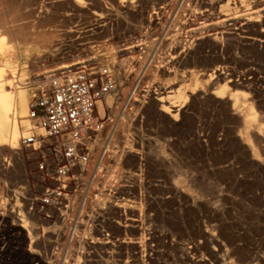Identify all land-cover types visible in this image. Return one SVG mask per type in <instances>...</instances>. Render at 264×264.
Segmentation results:
<instances>
[{"label":"rangeland","instance_id":"obj_1","mask_svg":"<svg viewBox=\"0 0 264 264\" xmlns=\"http://www.w3.org/2000/svg\"><path fill=\"white\" fill-rule=\"evenodd\" d=\"M11 1H0V36L22 30L5 44L27 99L42 72L79 61L109 68L118 90L65 221L24 208L39 181L22 150L3 151L0 264H264V0ZM111 151L132 153L109 186ZM99 192L107 209L93 204ZM14 208L42 238L34 246ZM60 228L82 247L53 243Z\"/></svg>","mask_w":264,"mask_h":264},{"label":"built area","instance_id":"obj_2","mask_svg":"<svg viewBox=\"0 0 264 264\" xmlns=\"http://www.w3.org/2000/svg\"><path fill=\"white\" fill-rule=\"evenodd\" d=\"M117 90V81L109 68L86 61L58 71L45 87L38 88L32 95L27 120L33 129L18 144L24 157L31 161L32 174L42 190L37 197L24 198V208L29 213L38 210L51 222L55 218L65 221L72 199L84 185L90 162L101 153L98 142L110 119L107 114L100 115L98 104ZM4 204L0 197L2 217L8 212ZM10 210L12 217H18L20 227L34 246L42 238L36 241L33 233L23 225L25 217L17 214L16 208ZM74 234L72 231L67 237L60 228L54 233L53 243L65 239L64 248L69 250L67 246L75 243Z\"/></svg>","mask_w":264,"mask_h":264},{"label":"bare ground","instance_id":"obj_3","mask_svg":"<svg viewBox=\"0 0 264 264\" xmlns=\"http://www.w3.org/2000/svg\"><path fill=\"white\" fill-rule=\"evenodd\" d=\"M1 1V0H0ZM11 0H9L10 2ZM129 0H120V7L124 5V3H128ZM221 1H224V0H217V3L220 4ZM5 1H3L4 3ZM8 2V0H7ZM19 2V1H18ZM17 2V3H18ZM80 4V7H81V2L77 1ZM12 3V1H11ZM122 4V5H121ZM21 5V4H20ZM77 5V3H76ZM100 7H103L105 6V3L101 2L100 4ZM126 5V4H125ZM127 7L129 6L128 4L126 5ZM79 7V5H78ZM10 8V7H9ZM105 8V7H104ZM131 8V6H130ZM11 9V8H10ZM24 9V8H23ZM262 12H264V8L262 7L261 8ZM123 10V9H122ZM128 10V9H127ZM31 11H33L31 9ZM9 13V12H8ZM12 13V12H11ZM44 13V12H43ZM1 14V13H0ZM46 14V13H45ZM2 15H4L2 13ZM1 16V15H0ZM16 16V15H15ZM18 16V15H17ZM16 16V17H17ZM4 17V16H2ZM1 17V20H3ZM26 17H28L26 15ZM227 17V16H226ZM7 18V17H5ZM20 18V17H19ZM23 19V18H22ZM221 19V18H220ZM0 20V21H1ZM98 20V19H97ZM8 21V20H7ZM13 21H15L13 19ZM19 21V20H18ZM220 21V20H219ZM224 21V19L222 20ZM227 21V20H225ZM5 22V21H4ZM16 22V21H15ZM213 22V21H212ZM215 22V21H214ZM217 22V21H216ZM12 23V21H11ZM20 23V22H19ZM22 23V21H21ZM99 23V22H98ZM218 23V22H217ZM217 23L214 24L217 26ZM2 23H0V27ZM9 24V23H8ZM23 24V23H22ZM21 24V26H22ZM41 24V22H40ZM200 24V23H198ZM203 24V23H202ZM207 24V23H206ZM7 25V24H6ZM20 25V24H19ZM197 25V24H196ZM11 26V25H9ZM14 26H15V23H14ZM197 27V26H196ZM5 28V27H4ZM8 28V27H7ZM22 28V27H21ZM27 28V27H26ZM25 28V29H26ZM194 28V27H193ZM192 29V28H191ZM5 30V29H4ZM3 28H1V31H4ZM10 30V29H9ZM187 30H190V29H187ZM22 32V30L20 29L18 31H14V30H10L8 33H4L5 35L0 36V162H2L3 160V151L6 150L7 148L10 149L11 151V154L14 156H21L22 154L19 153L20 151H17L18 148V144H19V141H20V137H21V134H22V131H21V127L24 129L23 131L25 132L24 135L27 137L31 130L33 129L32 128V125H31V122H29L27 120V117H28V114H29V108H30V100L29 98L27 99V95H26V85H24V82H22V78H19L20 77H23V73H21L19 75V72H18V63H17V57H13L12 54L8 51V47H7V44H5V41H9V43H17L20 41V37L18 35L19 32ZM6 32V30H5ZM29 32V31H28ZM31 32V31H30ZM33 32V31H32ZM24 33V32H23ZM22 33V34H23ZM26 34V33H25ZM34 34V33H33ZM32 34V35H33ZM231 34V33H230ZM217 35V34H216ZM220 35V34H219ZM227 35V33L225 34ZM212 36H213V33H212ZM215 36V35H214ZM221 36V35H220ZM223 36V34H222ZM228 36V35H227ZM31 38V37H29ZM28 38V40H29ZM210 38V37H209ZM214 39V37H212ZM211 38V39H212ZM27 39V38H26ZM25 39V40H26ZM217 39V37L215 38ZM214 39V40H215ZM247 39V38H246ZM218 40V39H217ZM247 40H252V42L256 39H252V38H249ZM200 42V41H199ZM209 42V41H208ZM264 43V42H263ZM13 45V44H12ZM174 45V44H173ZM205 46V45H204ZM14 47V46H13ZM128 48V47H127ZM135 47H132V48H128V49H133ZM126 49V48H125ZM188 49V48H187ZM190 50V49H189ZM188 51V50H187ZM192 51V50H191ZM197 51V50H196ZM173 52V51H172ZM186 53V52H185ZM178 60V59H177ZM84 62L86 61H79V62H75V63H72V64H66V65H63V66H60L58 67L57 69H53V70H50V69H47L49 71H44L40 74V72L38 74L37 77H40L41 75L43 76L41 79H38V81L34 82L33 85H37V89L38 88H43L47 85V83L49 82V79L54 76V74H56L58 71H61V70H65V69H68V68H72V67H75L77 65H80V64H83ZM189 64V63H188ZM192 64V63H191ZM57 71L56 73L54 74H50L52 72H55ZM7 72L10 73L11 75V79H8L7 78ZM216 73V72H215ZM37 74V73H36ZM50 74V75H49ZM214 74V73H213ZM221 75V73H220ZM209 76V75H208ZM219 77V76H218ZM222 78V77H221ZM220 78V80H221ZM231 80V79H230ZM31 81V80H30ZM229 81V80H228ZM14 82H18L19 84L17 86H15L14 88ZM230 82V81H229ZM230 86V85H229ZM231 87V86H230ZM174 90V89H173ZM172 91V90H171ZM165 93V92H164ZM113 94H108L104 100L102 102H100L98 104V110H99V113L101 115V113L104 112V110L106 109H110L112 106H113ZM162 95V94H161ZM165 95V94H164ZM170 95V94H169ZM173 95V94H172ZM193 95V94H192ZM191 95V96H192ZM167 96V95H166ZM193 97V96H192ZM191 97V98H192ZM220 98V97H219ZM167 99V98H166ZM172 99V98H171ZM160 101H163V99L161 98ZM168 102V101H167ZM145 106V105H144ZM163 107V106H162ZM185 107V105L183 106ZM176 109V106L175 105H172L170 104L168 107H165L162 112H164L166 115L167 113L171 114L172 112H174V110ZM179 108V107H178ZM144 109V108H143ZM179 111V110H178ZM177 111V112H178ZM183 111V110H182ZM180 112V111H179ZM187 112V111H186ZM178 115V114H176ZM180 115V113H179ZM185 115V114H184ZM171 116V115H170ZM178 119V118H177ZM240 119H242L240 117ZM124 120V119H123ZM176 122V121H175ZM243 124V123H242ZM120 126V125H119ZM118 127V126H117ZM117 130V128H116ZM115 133V131H114ZM110 134V133H109ZM204 134V132H203ZM23 136V135H22ZM212 136V135H211ZM210 136V137H211ZM111 137V136H110ZM113 138V137H112ZM102 137L100 138L99 142L101 141ZM108 140V139H107ZM196 140V139H195ZM105 141V140H104ZM247 141V140H246ZM257 141V140H256ZM98 142V143H99ZM260 142V140H259ZM103 144V143H102ZM246 145V144H244ZM248 147V145H247ZM251 147V146H250ZM108 148V147H106ZM250 149V148H249ZM107 150V149H106ZM113 150V149H112ZM107 153V152H106ZM121 154L118 153H114L111 151V154H112V158H114V165L109 167V172H108V175L106 176V180L104 181L105 184H108L109 186L111 185V183L113 182V175L114 173L117 171V169H119V166L120 164L122 163V161L126 158V157H122L124 155V153H132L131 151H121L120 152ZM101 154V153H100ZM137 155V154H136ZM99 156V155H98ZM130 156V155H129ZM21 158V157H20ZM19 158V159H20ZM15 159V158H14ZM103 159V158H102ZM109 159V158H108ZM138 159V158H136ZM138 161V160H137ZM5 162V161H4ZM102 162V161H101ZM19 163V162H18ZM101 164V163H100ZM16 165H18L16 163ZM13 167L11 164H9V168ZM98 167V166H97ZM1 169V167H0ZM90 170V169H89ZM95 170V169H94ZM104 179V178H103ZM94 181V180H93ZM98 182V181H97ZM103 183V184H104ZM115 183V182H114ZM97 187V186H96ZM172 191V190H171ZM98 192V191H97ZM87 196H83V201L85 203V201L87 200ZM110 199V196L107 195V194H101L100 192L98 193V195L95 197L94 199V206L96 207H99L100 209H107L106 208V205L109 204L108 201ZM117 207V206H116ZM120 207V206H119ZM88 227H91V226H88ZM80 234V232H79ZM77 233V235H79ZM89 235V234H88ZM85 239H82L84 240L85 242ZM91 241V240H90ZM89 241V242H90ZM95 241V240H94ZM96 242V241H95ZM74 244H78L80 247H82V245L79 243V240H78V237L75 241ZM82 244L83 246H85V243H83L82 241ZM94 244V243H93ZM72 245V244H71ZM71 245H68V249H70V246ZM73 246V245H72ZM216 259V258H215Z\"/></svg>","mask_w":264,"mask_h":264},{"label":"snow or ice","instance_id":"obj_4","mask_svg":"<svg viewBox=\"0 0 264 264\" xmlns=\"http://www.w3.org/2000/svg\"><path fill=\"white\" fill-rule=\"evenodd\" d=\"M80 2H82V0H80Z\"/></svg>","mask_w":264,"mask_h":264}]
</instances>
